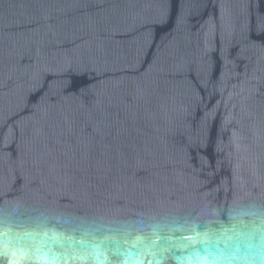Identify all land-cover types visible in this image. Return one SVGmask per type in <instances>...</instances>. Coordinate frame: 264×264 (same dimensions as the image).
I'll list each match as a JSON object with an SVG mask.
<instances>
[{"label": "water", "instance_id": "water-1", "mask_svg": "<svg viewBox=\"0 0 264 264\" xmlns=\"http://www.w3.org/2000/svg\"><path fill=\"white\" fill-rule=\"evenodd\" d=\"M0 264H264V0H0Z\"/></svg>", "mask_w": 264, "mask_h": 264}]
</instances>
